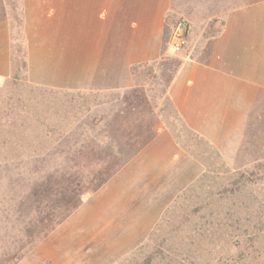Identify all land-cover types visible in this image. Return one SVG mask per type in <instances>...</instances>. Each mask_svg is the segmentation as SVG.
I'll return each instance as SVG.
<instances>
[{"label":"rangeland","instance_id":"obj_1","mask_svg":"<svg viewBox=\"0 0 264 264\" xmlns=\"http://www.w3.org/2000/svg\"><path fill=\"white\" fill-rule=\"evenodd\" d=\"M47 7L45 12L51 10ZM259 9L264 13L263 6ZM11 12L18 14L16 8ZM25 15L27 19L29 10ZM179 18L184 17L174 23ZM67 19L60 16L61 23ZM257 26L263 35L264 14L255 21L254 29ZM68 28L60 24L57 31L38 32L43 41L27 38L26 45L9 47L8 67L0 63L6 68L0 73V264L185 263L180 258L190 255L180 249L195 247L193 264H228L232 244L240 236L237 227L227 233L228 217L243 213L238 207L242 202L259 203L264 211V100L237 155L224 157L213 145L193 144L199 145L197 151L204 150L195 153L200 173L174 172L165 190L147 198L144 207L136 205L138 199L110 223L111 207H104L109 195L98 190L109 170L98 165L100 153L88 145H96L97 127L83 125L85 119L98 117L97 107L89 109L99 105V99L73 84L65 86L68 89L53 86L58 78L52 76V58L65 51L54 45L60 42L59 34L70 37ZM175 62L163 55L151 72L152 83L166 76ZM206 201L210 212L204 214ZM204 223L212 249L207 256L199 251L206 246L204 233H198Z\"/></svg>","mask_w":264,"mask_h":264},{"label":"crops","instance_id":"obj_2","mask_svg":"<svg viewBox=\"0 0 264 264\" xmlns=\"http://www.w3.org/2000/svg\"><path fill=\"white\" fill-rule=\"evenodd\" d=\"M263 4L264 0H0V63L8 67L9 47L24 46L29 39L43 41L38 32L69 26L70 37L59 34L60 42L54 45L65 51L52 58V76L58 78L53 86L68 89L65 86L73 84L99 99V105L88 108L97 107L98 117L85 119L83 125L97 127L96 145L86 143L90 151L100 153L98 165L109 170L98 190L109 195L104 207H111L107 221L113 223L136 200L144 207L147 198L165 190L174 172L200 173L203 168L195 153L204 150L197 151L199 145L193 144L213 145L224 157L237 155L247 128L261 113H255L257 105L264 100V81L258 80H264V34L260 26L254 29L264 14L259 9ZM251 7L254 12L247 14ZM12 8L17 9L15 17ZM27 10L29 19L35 13L34 21L25 18ZM60 16H68L65 23ZM178 17L190 24L185 44L163 50L165 31L170 33ZM163 55H170L176 65L152 83L151 72ZM0 71L6 72L5 66ZM178 127L183 133L176 131Z\"/></svg>","mask_w":264,"mask_h":264},{"label":"trees","instance_id":"obj_3","mask_svg":"<svg viewBox=\"0 0 264 264\" xmlns=\"http://www.w3.org/2000/svg\"><path fill=\"white\" fill-rule=\"evenodd\" d=\"M169 36V31H165L163 50L167 48ZM203 204L205 207V209L203 208L205 210L204 214L210 212V210H207L210 208L209 201H206ZM212 205L213 203L211 201V206ZM238 207H241L243 213L239 214L237 217H228L227 233L233 227H237L240 232V236L232 244V250L235 254L232 253V255L227 257L228 264H243L244 262L264 264V211L262 206L259 203L251 205L246 202H242ZM206 232V224L204 223L203 228L200 227L198 233H204L205 236ZM210 240L211 239L206 235L203 238L206 246H199L200 253L204 254L205 256L211 254L210 251L212 249L210 248ZM188 249L194 252V254L189 252V250L184 251V248L180 249L182 253H188L190 255L189 257L180 258L186 260L185 263L181 261L178 262L177 259L171 260V262L173 264H193L194 261H192V259L197 256L196 254H198V252H195L197 247H195L194 250H191L190 248Z\"/></svg>","mask_w":264,"mask_h":264},{"label":"built area","instance_id":"obj_4","mask_svg":"<svg viewBox=\"0 0 264 264\" xmlns=\"http://www.w3.org/2000/svg\"><path fill=\"white\" fill-rule=\"evenodd\" d=\"M190 31V24L184 18H179L173 25L170 31L168 47L174 50L181 48L186 41V37Z\"/></svg>","mask_w":264,"mask_h":264}]
</instances>
